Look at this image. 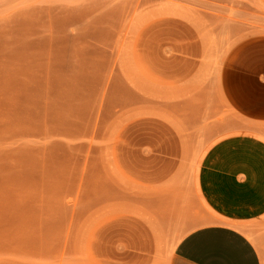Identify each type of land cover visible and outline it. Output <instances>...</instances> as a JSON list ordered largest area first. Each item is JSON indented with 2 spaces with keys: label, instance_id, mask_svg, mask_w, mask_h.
Masks as SVG:
<instances>
[{
  "label": "rangeland",
  "instance_id": "1",
  "mask_svg": "<svg viewBox=\"0 0 264 264\" xmlns=\"http://www.w3.org/2000/svg\"><path fill=\"white\" fill-rule=\"evenodd\" d=\"M263 33L264 0H0V264H169L224 218L200 168L264 140L221 84Z\"/></svg>",
  "mask_w": 264,
  "mask_h": 264
},
{
  "label": "crops",
  "instance_id": "2",
  "mask_svg": "<svg viewBox=\"0 0 264 264\" xmlns=\"http://www.w3.org/2000/svg\"><path fill=\"white\" fill-rule=\"evenodd\" d=\"M221 84L233 109L264 123V33L232 48ZM200 185L216 215L232 223L192 230L179 240L169 264H264V233L243 227L264 217V140L238 134L216 143L201 165Z\"/></svg>",
  "mask_w": 264,
  "mask_h": 264
},
{
  "label": "bare ground",
  "instance_id": "3",
  "mask_svg": "<svg viewBox=\"0 0 264 264\" xmlns=\"http://www.w3.org/2000/svg\"><path fill=\"white\" fill-rule=\"evenodd\" d=\"M122 217L125 218L126 216H123V215H122ZM122 217H121V219H122ZM127 218L129 219V217H126V219H127ZM122 221H124V219H122ZM127 221H128V220H127ZM217 222L232 223V221H230V220L227 219V218H220V219L217 220ZM180 239H181V238H180Z\"/></svg>",
  "mask_w": 264,
  "mask_h": 264
}]
</instances>
